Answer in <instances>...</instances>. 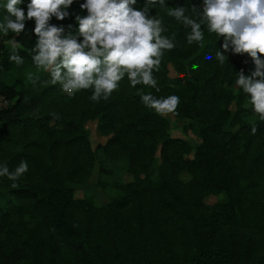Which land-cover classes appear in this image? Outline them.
<instances>
[{"label": "trees", "instance_id": "16d2710c", "mask_svg": "<svg viewBox=\"0 0 264 264\" xmlns=\"http://www.w3.org/2000/svg\"><path fill=\"white\" fill-rule=\"evenodd\" d=\"M81 2L69 11L79 12ZM193 4L202 0H166L164 9L150 5L163 21L162 35L176 44L154 72L159 92L133 88L125 77L108 100L97 103L89 99L90 89L65 98L49 74L35 84L9 80L11 68L35 67L33 21L17 37L22 65L9 61L8 44L0 46V95L13 101L0 110V167L13 171L22 160L29 166L16 188L0 177V264H264V121L234 84L238 71L250 75L255 65L246 54L231 52L219 64L222 39L206 25L202 44L188 45L190 29L167 10L183 6L191 15ZM143 6L137 0L133 7ZM71 19L52 22L72 24L75 31ZM193 64L199 67L193 70ZM139 92L179 96L178 115L172 116L188 119L184 129L200 143L193 149L171 136L167 117L147 108ZM91 120L108 136L95 148L111 160L125 159L130 175L117 185L121 195L104 205L77 196L68 184L82 183L93 171L95 151L85 127ZM181 172L190 178L182 181ZM210 195L224 200L209 204Z\"/></svg>", "mask_w": 264, "mask_h": 264}, {"label": "clouds", "instance_id": "9594fccd", "mask_svg": "<svg viewBox=\"0 0 264 264\" xmlns=\"http://www.w3.org/2000/svg\"><path fill=\"white\" fill-rule=\"evenodd\" d=\"M75 0H6V15L0 22V33L11 36L7 44L12 50L9 61L19 66L24 63L19 55L22 44L17 37L33 21L32 34L36 37L32 48V61L38 70L50 75L52 85L59 84L68 96L82 90H91V101L108 100L127 77L131 87L148 86L160 91L154 72L160 70L165 51L176 47L175 42L162 35L165 27L153 7H167L166 0H144L142 8H135L137 0H83L79 12L69 9ZM183 7L168 8L167 15L190 29L186 35L188 45L202 44L205 39L203 26L222 39L223 52L217 51L216 60L223 65L227 55H247L255 65L250 75L238 71L234 81L249 97L252 111L264 121V0H202L201 5L191 6V15ZM74 15L76 24L53 23ZM205 59H212L207 54ZM195 70L199 65L193 64ZM28 80L35 84L39 77L28 73ZM141 102L160 116L178 115L180 97H157L152 93H138ZM58 118V117H57ZM258 128L253 126L251 134ZM29 170L22 160L13 171L0 167V177L16 181Z\"/></svg>", "mask_w": 264, "mask_h": 264}, {"label": "rangeland", "instance_id": "374dc122", "mask_svg": "<svg viewBox=\"0 0 264 264\" xmlns=\"http://www.w3.org/2000/svg\"><path fill=\"white\" fill-rule=\"evenodd\" d=\"M53 20L57 21L55 19ZM72 20L73 19L71 18L66 19L64 23L71 22ZM9 38H7L6 40L8 41ZM28 73L35 74L39 77V79L44 74H49L43 70H38L36 67L23 66L11 68L7 73V77L12 81H16V79L19 78H22L23 80L24 78H27ZM170 73H173L172 70L170 71ZM61 93L65 96V98L68 97V95L62 90ZM165 117H167L169 121L168 131L170 132L171 136H179L184 138L192 146L193 149L200 143V138L190 128L184 129V127L189 122L188 119L176 120L172 115H168ZM85 127L90 132L91 145L95 151L93 171L91 175L82 183L68 184L69 186H73L75 187V189H77V196H84L95 205H104L112 198L121 195V192L117 188L118 183L130 179V175L127 172V162L125 159L111 160L100 149L97 150L95 148L97 144L104 143L108 138V136H103L98 131L97 122L95 120L86 121ZM156 156H158V150L156 152ZM153 178H156V175H153ZM179 178L182 181H187L190 178V175L188 172H181ZM220 200H224L223 195H210L205 199V201L209 204L215 203Z\"/></svg>", "mask_w": 264, "mask_h": 264}, {"label": "built area", "instance_id": "2783aa9c", "mask_svg": "<svg viewBox=\"0 0 264 264\" xmlns=\"http://www.w3.org/2000/svg\"><path fill=\"white\" fill-rule=\"evenodd\" d=\"M7 38L3 35L0 34V46L1 45H7ZM1 50H0V60H1ZM13 101L6 97L5 95H0V110L7 108Z\"/></svg>", "mask_w": 264, "mask_h": 264}]
</instances>
